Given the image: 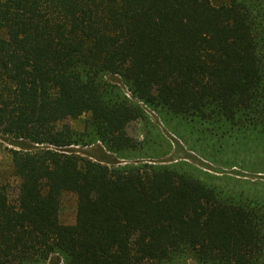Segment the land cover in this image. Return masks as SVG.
I'll return each instance as SVG.
<instances>
[{
  "label": "trees",
  "instance_id": "16d2710c",
  "mask_svg": "<svg viewBox=\"0 0 264 264\" xmlns=\"http://www.w3.org/2000/svg\"><path fill=\"white\" fill-rule=\"evenodd\" d=\"M0 29V264H264V174L190 150L264 155V0H0Z\"/></svg>",
  "mask_w": 264,
  "mask_h": 264
},
{
  "label": "rangeland",
  "instance_id": "374dc122",
  "mask_svg": "<svg viewBox=\"0 0 264 264\" xmlns=\"http://www.w3.org/2000/svg\"><path fill=\"white\" fill-rule=\"evenodd\" d=\"M219 1V0H214ZM4 35V32L0 29V36ZM106 78L109 79L111 82H115L118 84H121V81L119 77L116 74H108L106 75ZM124 90L126 91V94L129 95V91L124 87ZM145 111L151 121L156 122V118L154 117L155 113L152 109L145 108ZM87 116V114H82L77 118H66L63 122L68 124L71 128L76 129V130H82L84 127V119ZM158 120L160 121L159 117ZM161 125L164 127V124L160 121ZM143 121L142 119H137L132 122H130L126 128L125 131L127 134L137 138L141 139L144 136V131L142 128ZM162 130V127H160ZM170 135H172L171 140V150L169 153H167L164 156H161V159H167V158H181L183 156V152L180 151L179 149L176 148V142L182 144V141L180 138L172 131L167 130ZM193 142H195L194 145H204L206 146L205 143V138L203 136H200L198 134L193 135ZM192 141V140H191ZM192 142V143H193ZM13 145L9 142L7 138L4 136L0 135V179H12V176L9 175V169H10V156L7 151L8 147H12ZM15 146V145H14ZM184 148H186L184 146ZM192 152V155L196 157V160L193 161L194 163L198 164L200 167L206 169L204 165L201 162L208 163L209 165H214L215 167H222L225 171H230L231 169H236L237 171H243L242 173H246L247 176H241L243 178H254V174L252 173H257L255 170H259V174H264V155L261 152V150H248L247 151H240L237 155L232 156L236 161V165H227L223 163V160H225V154L221 150H215L206 147V150H209L211 153H213L215 156V159H219L220 161H210L208 159H205L204 157L200 156L195 150L190 149ZM231 158V159H232ZM189 161H192L190 159H187ZM208 169V168H207ZM261 170V171H260ZM212 172H216L210 169ZM219 173V172H218ZM250 173V174H248ZM75 218V195L72 192H64L61 196V205H60V210H59V220L62 223H72ZM56 253L52 254L50 259L47 260L46 264H61V260L58 262L55 261ZM186 264H194V262L189 261Z\"/></svg>",
  "mask_w": 264,
  "mask_h": 264
}]
</instances>
